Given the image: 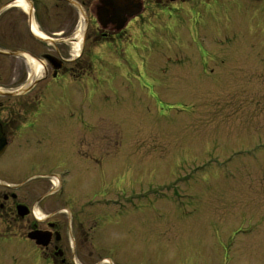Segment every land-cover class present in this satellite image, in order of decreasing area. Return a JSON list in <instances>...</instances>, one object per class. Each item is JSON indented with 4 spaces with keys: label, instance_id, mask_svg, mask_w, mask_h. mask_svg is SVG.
I'll return each mask as SVG.
<instances>
[{
    "label": "rangeland",
    "instance_id": "rangeland-1",
    "mask_svg": "<svg viewBox=\"0 0 264 264\" xmlns=\"http://www.w3.org/2000/svg\"><path fill=\"white\" fill-rule=\"evenodd\" d=\"M32 1V19L52 45L38 43L27 15L10 8L0 13V51L68 61L31 92L102 126L108 155L95 198L167 215L161 230L124 242L126 252L139 256L132 245L145 237L165 243L148 251L153 263L264 264V4L189 0L157 12L150 5L149 19L132 18L115 36L88 15L77 58L72 44L84 23L76 9ZM43 72L34 74L24 57L0 56V91ZM16 247L0 242V264H48L33 244Z\"/></svg>",
    "mask_w": 264,
    "mask_h": 264
},
{
    "label": "flooded vegetation",
    "instance_id": "flooded-vegetation-1",
    "mask_svg": "<svg viewBox=\"0 0 264 264\" xmlns=\"http://www.w3.org/2000/svg\"><path fill=\"white\" fill-rule=\"evenodd\" d=\"M26 1L37 14L35 3ZM75 1L85 13L94 12L95 1ZM187 1L141 0L145 11L150 5L158 9ZM259 2L264 4V0ZM41 7L44 11L46 6ZM48 74L52 78V71ZM92 123L83 110L52 108L48 94L0 96V126L6 139L0 157V242L13 245L14 250L21 242H29L48 264H74L75 260L134 264L141 252L140 264H167L165 260L151 262L148 253L156 251L155 245L165 249L163 242H149L145 237L135 241L133 250L142 251L134 258L124 243L143 232L161 230L167 223L164 211L118 210L95 198L103 191L108 153L102 126ZM62 170L68 174L57 183ZM32 233L47 238V246L37 247L29 239Z\"/></svg>",
    "mask_w": 264,
    "mask_h": 264
},
{
    "label": "water",
    "instance_id": "water-1",
    "mask_svg": "<svg viewBox=\"0 0 264 264\" xmlns=\"http://www.w3.org/2000/svg\"><path fill=\"white\" fill-rule=\"evenodd\" d=\"M101 6L97 8L96 19L102 28L108 26L114 27L115 30L119 31L124 28L129 18H132L139 14L141 5L137 0H100ZM41 41L40 39H38ZM44 42V41H41ZM9 56H22L20 53H5ZM44 59L48 62L51 68L57 72L62 68V63L58 60L45 56ZM55 76V75H54ZM32 89V85L24 90L15 92L14 94H1L2 96H13L19 93H26ZM5 139L0 127V155L5 148ZM31 240H35L37 245H45V242L41 236L37 234L29 235Z\"/></svg>",
    "mask_w": 264,
    "mask_h": 264
},
{
    "label": "bare ground",
    "instance_id": "bare-ground-1",
    "mask_svg": "<svg viewBox=\"0 0 264 264\" xmlns=\"http://www.w3.org/2000/svg\"><path fill=\"white\" fill-rule=\"evenodd\" d=\"M15 5V8L20 9L21 11L27 13L30 10L29 4L25 0H17L13 3ZM30 13V12H29ZM84 27L81 26L78 33L75 36V40L73 41V53L74 56L79 55L81 50V44L80 40L82 38ZM30 32L35 37L40 39L41 41L49 42L51 38L46 37L44 33L37 27L36 23L31 20L30 24ZM25 59L28 61L30 67L33 69L34 74H39L42 70L41 64L38 63L34 58H32L29 55H25ZM33 74V75H34Z\"/></svg>",
    "mask_w": 264,
    "mask_h": 264
}]
</instances>
